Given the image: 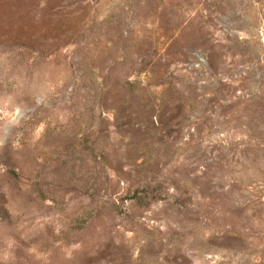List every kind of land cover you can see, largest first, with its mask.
Returning a JSON list of instances; mask_svg holds the SVG:
<instances>
[{
    "label": "rangeland",
    "instance_id": "rangeland-1",
    "mask_svg": "<svg viewBox=\"0 0 264 264\" xmlns=\"http://www.w3.org/2000/svg\"><path fill=\"white\" fill-rule=\"evenodd\" d=\"M0 264H264V0H0Z\"/></svg>",
    "mask_w": 264,
    "mask_h": 264
}]
</instances>
